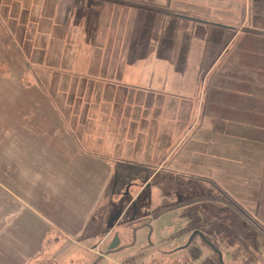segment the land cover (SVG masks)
I'll list each match as a JSON object with an SVG mask.
<instances>
[{"label":"crops","instance_id":"crops-1","mask_svg":"<svg viewBox=\"0 0 264 264\" xmlns=\"http://www.w3.org/2000/svg\"><path fill=\"white\" fill-rule=\"evenodd\" d=\"M27 27L32 58L7 37ZM25 58L71 84L38 87ZM0 66V264H29L54 233L85 236L111 175L103 144L155 146L139 167L210 184L264 228V0H0ZM120 87L132 104H89L73 122L47 98L75 113V98ZM89 124L104 132L82 141Z\"/></svg>","mask_w":264,"mask_h":264},{"label":"rangeland","instance_id":"rangeland-1","mask_svg":"<svg viewBox=\"0 0 264 264\" xmlns=\"http://www.w3.org/2000/svg\"><path fill=\"white\" fill-rule=\"evenodd\" d=\"M30 28H24L17 35L14 33L13 38L7 33L13 45L28 58L34 57V34ZM23 60L25 65H17V69L25 70L38 87L50 88L49 93L71 84L68 80H45V77L50 78L46 66H37L26 58ZM13 76L20 77L19 73ZM34 76H41L43 80ZM19 82L30 85V81ZM103 82L110 85L107 88L112 92L119 93L117 81L102 80L98 83ZM73 83L85 84L82 81ZM120 90V98L113 94L107 98H75L74 104L78 106L75 113H67L70 106L67 98H47L60 107L61 116L73 122L77 121L76 116H84L78 110L89 104L117 105L118 100L132 104L133 99L126 96L128 91L123 87ZM0 93L4 95L3 103L6 105L9 97L2 84ZM155 99L156 105L164 104V98ZM69 102L73 103L71 98ZM93 132L99 136L104 130L95 129L92 124L86 129H77L82 141L84 136L90 139ZM97 146L110 151L100 155L111 167V175L107 191L92 215L85 236L73 243L52 234L43 245L44 252L29 264H264V235L238 210L228 205L224 196L210 184L188 178L176 179L164 172L155 173L150 167H139V164L151 162L155 165L158 162L150 159L151 147L154 149L155 146ZM4 164L3 157H0V171ZM106 231L112 233L99 246ZM114 241L117 246L112 248Z\"/></svg>","mask_w":264,"mask_h":264},{"label":"trees","instance_id":"trees-1","mask_svg":"<svg viewBox=\"0 0 264 264\" xmlns=\"http://www.w3.org/2000/svg\"><path fill=\"white\" fill-rule=\"evenodd\" d=\"M225 200L227 201L228 205L233 206L236 210H238L245 218L247 219L249 222H251L252 224H254L256 227H258V229L261 231V233L264 235V228L263 226H261L260 224H258V222H256L252 216L241 207V205H238L232 198H230L229 196L224 195ZM211 201H214V199H210Z\"/></svg>","mask_w":264,"mask_h":264},{"label":"water","instance_id":"water-1","mask_svg":"<svg viewBox=\"0 0 264 264\" xmlns=\"http://www.w3.org/2000/svg\"><path fill=\"white\" fill-rule=\"evenodd\" d=\"M117 240H118V238H116ZM116 241V240H115ZM113 242V244H112V248H115L116 246H117V244H116V242Z\"/></svg>","mask_w":264,"mask_h":264}]
</instances>
